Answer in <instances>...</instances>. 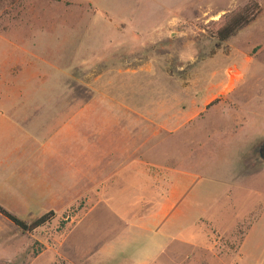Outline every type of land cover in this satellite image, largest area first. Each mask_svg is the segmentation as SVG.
Here are the masks:
<instances>
[{"label": "rangeland", "instance_id": "obj_1", "mask_svg": "<svg viewBox=\"0 0 264 264\" xmlns=\"http://www.w3.org/2000/svg\"><path fill=\"white\" fill-rule=\"evenodd\" d=\"M0 205V264H264V0H0Z\"/></svg>", "mask_w": 264, "mask_h": 264}, {"label": "trees", "instance_id": "obj_2", "mask_svg": "<svg viewBox=\"0 0 264 264\" xmlns=\"http://www.w3.org/2000/svg\"><path fill=\"white\" fill-rule=\"evenodd\" d=\"M259 13V5L256 2L251 1L246 5L237 8L229 14L221 17L217 22V26L211 30V34L219 42H224L230 37L234 36L242 28L250 24ZM0 215L5 217L22 232L28 233L35 232L44 226L52 224L56 219V214L52 210L44 212L38 216H34L30 219H23L9 212L1 205ZM68 221L69 217L66 216L65 220L60 222V227H63Z\"/></svg>", "mask_w": 264, "mask_h": 264}]
</instances>
